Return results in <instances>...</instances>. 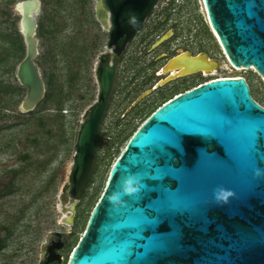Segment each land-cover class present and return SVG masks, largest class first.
I'll use <instances>...</instances> for the list:
<instances>
[{"label": "water", "instance_id": "obj_1", "mask_svg": "<svg viewBox=\"0 0 264 264\" xmlns=\"http://www.w3.org/2000/svg\"><path fill=\"white\" fill-rule=\"evenodd\" d=\"M94 1L109 47L122 36L130 41L157 2ZM102 1L111 11V28ZM202 1L229 64L252 67L264 80V0ZM40 7L39 0L15 5L25 46L15 71L26 90L22 114L33 112L46 95L36 63ZM94 75L96 98L81 116L58 195L63 214L92 179L116 67L101 56ZM68 264H264V107L244 78L206 83L145 120L118 154Z\"/></svg>", "mask_w": 264, "mask_h": 264}, {"label": "rangeland", "instance_id": "obj_2", "mask_svg": "<svg viewBox=\"0 0 264 264\" xmlns=\"http://www.w3.org/2000/svg\"><path fill=\"white\" fill-rule=\"evenodd\" d=\"M20 1L0 0L1 34L9 32L15 18L19 27L15 5ZM39 1L36 63L45 83L54 75L53 85L50 90L46 87V93H50L48 101L32 115L20 113V103L0 112V183L9 180L7 171L18 172L15 192L0 199V240L5 234L4 226L12 231L0 250V264H38L41 246L49 234L63 229L58 195L67 181L81 116L97 93L94 67L104 38L93 22L94 1ZM40 26L42 37L38 35ZM222 63L227 71L217 72L215 77L244 78L252 98L264 107V80L255 69H231L227 62ZM1 79L6 80L7 75ZM24 96L25 93L18 102ZM59 100L62 101L60 116L55 110ZM129 109L111 108L102 128L95 178L89 200L82 205L86 219L102 196L118 154L156 108L128 112ZM23 156L28 157L23 159ZM49 158V163L44 164ZM52 176L54 181L47 186Z\"/></svg>", "mask_w": 264, "mask_h": 264}, {"label": "flooded vegetation", "instance_id": "obj_3", "mask_svg": "<svg viewBox=\"0 0 264 264\" xmlns=\"http://www.w3.org/2000/svg\"><path fill=\"white\" fill-rule=\"evenodd\" d=\"M101 13L105 25L111 28V11L103 1ZM92 17L104 38L94 72L101 56L105 63L115 66L114 90L101 124V139L92 179L81 199L77 202L70 200L66 205V215L61 213L60 225L63 229L49 234L41 246L38 264H68L86 230L90 215L88 219L85 218L82 205L90 197L89 189L95 178L98 151L103 140L102 128L111 108H130L128 112L138 108L157 110L206 83L234 78L214 75L227 71L222 62H229L209 25L202 0H157L140 31L127 42L122 36L111 47L108 46V30L96 18L95 1ZM210 61H213L212 64L207 63ZM203 63L208 64L207 71L199 69ZM229 67L234 69L230 64ZM181 72L184 74L180 75Z\"/></svg>", "mask_w": 264, "mask_h": 264}, {"label": "trees", "instance_id": "obj_4", "mask_svg": "<svg viewBox=\"0 0 264 264\" xmlns=\"http://www.w3.org/2000/svg\"><path fill=\"white\" fill-rule=\"evenodd\" d=\"M10 0H4L5 3H8ZM84 3L85 0H82ZM42 27H39L38 35L42 37ZM25 55V46L23 43V38L19 32V27L17 25V18H15L9 26V32L0 33V112L3 109L13 108L14 104L21 103L20 98L23 97L26 90L22 88L13 77L17 65L22 61ZM7 75V79L2 80L1 76ZM53 77L51 74L46 81L45 85L48 90L51 89L53 85ZM10 78V79H9ZM17 97V100H15ZM50 98V93H46L44 100L38 105L40 106L43 102H47ZM55 110L60 116V111L62 108V101H57ZM32 115L33 112L28 113ZM28 156H23V159H26ZM51 159L45 161L44 164L49 163ZM9 174V180L7 182L0 183V199L6 196H9L15 192V180L17 179L18 172L15 170L7 171ZM54 181V176H52L48 182L47 186L51 185ZM5 234L0 240V249L4 247L5 241L10 238L12 231L9 227H3Z\"/></svg>", "mask_w": 264, "mask_h": 264}, {"label": "bare ground", "instance_id": "obj_5", "mask_svg": "<svg viewBox=\"0 0 264 264\" xmlns=\"http://www.w3.org/2000/svg\"><path fill=\"white\" fill-rule=\"evenodd\" d=\"M238 71H240V70H238Z\"/></svg>", "mask_w": 264, "mask_h": 264}]
</instances>
